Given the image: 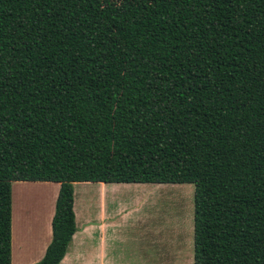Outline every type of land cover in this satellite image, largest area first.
Masks as SVG:
<instances>
[{"label": "trees", "instance_id": "trees-1", "mask_svg": "<svg viewBox=\"0 0 264 264\" xmlns=\"http://www.w3.org/2000/svg\"><path fill=\"white\" fill-rule=\"evenodd\" d=\"M192 183L193 264H264V0H0V264L11 185Z\"/></svg>", "mask_w": 264, "mask_h": 264}, {"label": "rangeland", "instance_id": "rangeland-1", "mask_svg": "<svg viewBox=\"0 0 264 264\" xmlns=\"http://www.w3.org/2000/svg\"><path fill=\"white\" fill-rule=\"evenodd\" d=\"M17 184L18 182L12 183L13 202L20 197ZM104 185L103 188L99 182L73 183L76 225L81 214L89 215L94 206L101 202L103 192L105 195L110 194L111 199L124 200L125 205L132 209H123L122 212H130L114 220L115 224L123 225L112 242L118 263L193 264L194 185L192 183ZM21 195L30 212H36L41 207L44 190L26 189ZM133 209H136V212H133Z\"/></svg>", "mask_w": 264, "mask_h": 264}, {"label": "crops", "instance_id": "crops-1", "mask_svg": "<svg viewBox=\"0 0 264 264\" xmlns=\"http://www.w3.org/2000/svg\"><path fill=\"white\" fill-rule=\"evenodd\" d=\"M14 182H18L17 188L20 197L16 202H13L11 185V264H33L43 257L45 249L51 241V220L54 214L59 183L48 181ZM99 183L103 188L104 184H118ZM32 188L44 190L41 207L36 212H30L25 199L21 197L26 189ZM102 196L101 202L94 206L91 212L88 213L89 215H80L78 225H76L77 230L69 244L71 248L68 246L59 264H121L118 263V257L113 249L112 242L123 225L115 224L114 220L118 216L130 212H122L123 209L130 210L132 208L127 207L123 202L124 200L111 199L110 194L105 195L103 192ZM73 211L75 212L74 207ZM134 211L136 212V209H133ZM74 215L76 223V212ZM192 258L194 263L193 239Z\"/></svg>", "mask_w": 264, "mask_h": 264}]
</instances>
